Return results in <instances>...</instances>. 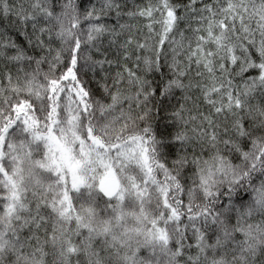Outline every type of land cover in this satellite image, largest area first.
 Returning a JSON list of instances; mask_svg holds the SVG:
<instances>
[{
    "label": "snow or ice",
    "instance_id": "1",
    "mask_svg": "<svg viewBox=\"0 0 264 264\" xmlns=\"http://www.w3.org/2000/svg\"><path fill=\"white\" fill-rule=\"evenodd\" d=\"M0 264H264V0H0Z\"/></svg>",
    "mask_w": 264,
    "mask_h": 264
}]
</instances>
